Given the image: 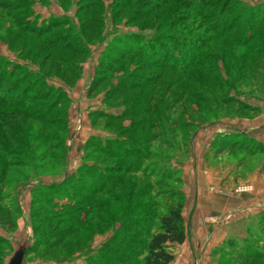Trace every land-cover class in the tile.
Masks as SVG:
<instances>
[{"label": "rangeland", "instance_id": "rangeland-1", "mask_svg": "<svg viewBox=\"0 0 264 264\" xmlns=\"http://www.w3.org/2000/svg\"><path fill=\"white\" fill-rule=\"evenodd\" d=\"M250 6L258 15H246ZM221 31L225 34L219 35ZM205 37L208 40L200 44ZM58 38L62 48L57 60L71 81L56 75L58 66L51 63L55 56L40 43ZM138 49L140 56L135 54ZM48 55L47 64L41 65ZM144 55L162 64L152 67ZM124 59L130 62L123 65ZM190 60L200 61L201 68H195L196 80L186 81L170 63L182 67ZM126 73L138 77L160 73L154 87L139 92L140 101L152 98L156 112L162 113L160 106L165 104L164 119L152 121L153 131L165 126L170 130L168 143L174 145L170 162L156 163L150 173L171 174L163 184L165 193H183L185 240L169 247L174 254L171 264H264V154L256 146L257 142L264 146V0H0V95L18 78L12 98L30 95L31 90L34 101L47 94V101L41 100L45 104L59 92L66 99L47 116L54 126L63 122L68 126L66 133L55 130L58 138L53 139L59 145L65 140V171L74 172L62 185L63 194H51L60 203L75 201V195H85L96 182L97 174H77L79 165L118 164L119 159L100 153L99 147L105 137L117 135V121L110 123L106 113H119L124 105L137 107L131 99L123 103L124 95L106 100L109 86ZM196 93L203 104L196 103ZM139 112L136 119L147 118ZM64 133L65 139H59ZM89 138L94 141L86 148L91 156L84 158ZM36 171L60 170L53 165ZM27 197L28 190L21 199L25 210ZM155 206H148L145 214L151 216ZM30 233L20 219L10 252L0 256L3 264H88V255L98 256L112 235L110 228L96 233L91 252L56 260L26 253L33 240ZM0 236L9 238L1 226ZM249 237L252 240L244 242ZM7 250L0 242L1 254Z\"/></svg>", "mask_w": 264, "mask_h": 264}, {"label": "trees", "instance_id": "trees-1", "mask_svg": "<svg viewBox=\"0 0 264 264\" xmlns=\"http://www.w3.org/2000/svg\"><path fill=\"white\" fill-rule=\"evenodd\" d=\"M247 10H249L246 13L247 16L255 14L253 6ZM225 31H221L219 35H224ZM206 38L201 39L200 44L207 41ZM59 39L54 42L43 39L40 43L55 56L51 63L58 66L55 70L56 75L61 73L66 81H71L72 79L66 77L68 72L66 69L61 72V65L57 60L62 48L61 45L59 46L61 44ZM226 40L230 41L228 38ZM72 51L76 52V50ZM135 54L142 55L139 49ZM49 56L42 59L41 65L47 64ZM147 56L144 55V58L148 65L158 67L162 64L159 60ZM122 62L126 65L130 60L124 59ZM199 62L190 60L182 67L174 65L173 62L170 63V67L180 75H186V81H191L196 80L195 68H201ZM26 74L31 75V73ZM139 77L129 73L123 77L118 75L116 83L112 82L113 85L107 89L106 100L116 95H124L126 99H123V103L129 99L137 103L135 109L124 105L119 113H106L110 123L117 121L114 126L117 135L105 137L99 151L108 157L119 159L118 164L103 162L97 164L90 161L79 165L77 174L82 172L97 174V180L86 188L85 195L79 193L75 195V201L70 198L68 203H60L53 195L51 196L54 193L63 194L62 185L67 184V178L70 180L74 176V172L67 175L65 173L67 149L64 139L68 126L67 122L54 126V120L47 117L59 101L66 100L64 94L59 92L55 95L56 98L49 100L47 104L42 103L47 101V94L41 95L38 102L34 101L36 98L31 90H27L28 93L31 92L30 95H17L12 98L13 91L20 83L18 78L13 79L1 90L0 226L9 233L15 230L21 213L15 191L20 185L36 179L37 183L31 188L29 208L33 240L26 251L27 254H37L41 259L61 260L76 253L84 251L88 253L92 251L94 234L103 233L110 228L112 235L107 238L98 256L95 257L91 253L88 255V264H171L173 261L174 254L169 251V247L175 243L182 244L185 240L182 217L183 193L180 190L175 194L165 193L163 184L165 180L172 179L171 174L155 177L153 173H150L155 171L151 167H155L156 163L170 162V159H167L173 152L174 145L168 143L170 135L168 128L162 125V131H153L155 126L152 121L164 119L165 104L160 106L161 113L159 110L156 112L157 108L154 109L155 103L152 102L151 97L140 101L141 92L139 91L150 85L154 87L160 79V73ZM1 84L3 85V82L0 78V86ZM90 90L93 89L90 87ZM194 96L198 105L203 104L200 95L196 93ZM225 100L227 98H223V105ZM34 109H37V112H33ZM188 109L192 113L191 105ZM139 110V113L146 115L147 118L136 119ZM128 117L131 119L128 124H119L122 119ZM55 130L65 132L59 137L64 140L61 145L53 142L54 138H58V135L54 133ZM93 142L90 138L85 142L84 158L91 156L90 153H86V148ZM40 146L44 149L36 152ZM256 146L259 152L264 154L263 144L257 142ZM57 149L60 150L59 153H55ZM183 155H186V149ZM53 165L60 171H53L54 173L36 171ZM45 175H50L54 179L59 178V180L40 184L39 179ZM77 176L81 179L80 175ZM175 180V182L180 181L179 177ZM41 186L49 191L48 194L40 188ZM146 196H148L147 199H145ZM161 199H166V202L162 204ZM151 204H156L157 208L155 206L154 213L148 216L145 212ZM60 224H64L61 230L58 229ZM126 230L129 233L123 235L122 232ZM251 240L252 238L249 237L244 242ZM230 241L228 243L233 245L234 242ZM0 242L8 247L4 255L0 252L1 258H4L10 252L11 243L9 238L3 236H0ZM253 253L257 254V251ZM253 253L248 254L254 255ZM0 264H3L2 260Z\"/></svg>", "mask_w": 264, "mask_h": 264}, {"label": "crops", "instance_id": "crops-1", "mask_svg": "<svg viewBox=\"0 0 264 264\" xmlns=\"http://www.w3.org/2000/svg\"><path fill=\"white\" fill-rule=\"evenodd\" d=\"M69 152H70V150H69ZM69 172L70 171H65L66 174H68ZM53 180H54V178H52V177L48 178L47 175L42 176L41 179H40V181H42L43 184L50 183ZM29 185H30L29 183L22 184L15 191V195H16L17 201H18V203L20 205L21 215H23V216H20L18 218L17 225H16V228H15L14 232H12L10 235H8L7 231L5 230V235H7L9 237V239H10L12 244H13V237H14L15 233H17L19 231V228H20V219L23 221V223H25L28 226L29 232H31L30 234H32V231H30L31 227H30V224H29V221H28V216H27V215H29V208H30V201H31V188H32ZM28 186L30 188H28ZM27 190H28V197H27V200H26L27 210H25V208L22 206L21 199L24 196L25 191H27ZM181 261H179V262L182 263Z\"/></svg>", "mask_w": 264, "mask_h": 264}]
</instances>
